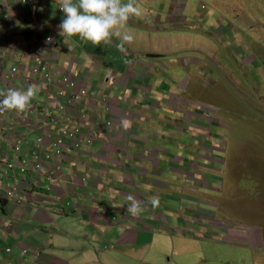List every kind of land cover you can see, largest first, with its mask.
<instances>
[{
	"label": "crops",
	"instance_id": "1",
	"mask_svg": "<svg viewBox=\"0 0 264 264\" xmlns=\"http://www.w3.org/2000/svg\"><path fill=\"white\" fill-rule=\"evenodd\" d=\"M51 2L47 24L58 31L63 14L55 0ZM136 2L143 14L125 26L135 37L126 52L117 50L115 40L112 46L95 47L74 38L91 54L79 51L74 59L79 84L89 89L83 106L91 124L90 130H83L81 151L57 155L41 172L22 173L19 160L10 156L16 138L27 134L37 150V139L49 124L38 115L40 105L32 117L7 114L0 119V264H180L177 238L187 246L195 240L191 230L201 226L218 227V238L247 247L254 262L264 264L261 231L230 222L219 210L228 153L225 126L199 94L188 95L193 81L201 85L192 71L201 59L189 54L198 50L191 45L199 33L192 24L182 30L174 27L188 21L191 0L169 4L171 31L156 11V0ZM210 4L212 11L225 6L223 0ZM70 45L47 56L55 77L65 71ZM169 50L178 54L176 59L168 61L173 55ZM90 67L94 76L88 74ZM18 80V88H23V80ZM18 80L3 78V85L13 87ZM34 84L40 88L39 100H45L43 81ZM21 158L33 162L32 152ZM10 161L16 168L5 174ZM13 189L16 197H6ZM129 196L147 209L138 217L127 211ZM150 197L157 198L156 208ZM8 247L11 255L5 252ZM242 254L239 247L234 258L223 257L221 264L246 263ZM189 264L219 263L198 258Z\"/></svg>",
	"mask_w": 264,
	"mask_h": 264
},
{
	"label": "rangeland",
	"instance_id": "2",
	"mask_svg": "<svg viewBox=\"0 0 264 264\" xmlns=\"http://www.w3.org/2000/svg\"><path fill=\"white\" fill-rule=\"evenodd\" d=\"M193 1L187 6L188 21L179 27L176 23L174 27L182 30L192 24L199 33V39L191 45L198 50L189 54L201 59L197 66H192L201 85L193 81L188 95L199 94L205 103L217 107L215 113L219 124L225 126L223 139L228 153L219 210L230 222L257 227L264 243V0H223L225 6L219 11L211 10L213 0H202L204 5L199 3L200 0ZM171 2L156 0V11L163 15L161 21L166 20L168 31L171 30L166 12ZM169 51L173 55L168 61L176 59L178 54ZM168 71L173 73L171 69ZM121 98L122 95L116 101ZM36 99L42 109L46 98L43 101L39 97ZM52 108L44 111L53 118H61L67 113L54 105ZM69 108L72 110L74 106ZM36 114L37 110L28 117ZM186 216L187 213H183V217ZM191 232L195 240L187 246L180 242L182 237L177 238L176 258L180 264H189L198 258L221 264L223 257L232 255L234 258L239 247L246 263L237 264H256L247 247L231 243L224 237L218 238L221 234L218 227L201 226ZM110 264L119 263L111 261Z\"/></svg>",
	"mask_w": 264,
	"mask_h": 264
},
{
	"label": "clouds",
	"instance_id": "3",
	"mask_svg": "<svg viewBox=\"0 0 264 264\" xmlns=\"http://www.w3.org/2000/svg\"><path fill=\"white\" fill-rule=\"evenodd\" d=\"M51 1L0 0V119H3L7 114L27 118L26 112L31 106L32 112H34L39 104L36 97L40 92V88L34 84V81L42 80L45 85L43 92L46 103L44 105L47 104V107L53 110L54 95L63 92L61 100L62 104H66V108L61 110L67 111V113L56 119L61 120L63 117L69 116L73 125H79L77 127L79 129L77 142L63 138L61 127L50 123L49 117L51 116L44 111V107L39 109V117L44 124L49 120V127L37 139L38 149L33 150L29 143V136L26 134L16 138L13 152L10 153L12 158L15 157L19 160V168L22 173L26 171L41 172L44 170L46 162L54 161L57 155L66 156L67 153H76L82 150L85 142L83 130H90L91 124V117L83 106L89 89L87 86H80L78 63L74 59L79 51L88 57L91 56L85 45L87 43H91L95 47H100L102 44L112 46L115 40L114 46L117 50L122 53L126 52L127 46L134 41L135 37L125 30V26L132 17H141L143 14V9L136 0H127V3L124 0H55L58 11L63 14L58 31H56L47 24ZM18 28L20 31H16ZM8 35L12 38L8 39ZM74 38H79L85 44L74 41ZM69 44H71L68 51L70 59L64 63L65 71L55 77L51 72L47 56L55 53L60 54ZM23 59H27L29 63L24 64ZM91 61L93 64L99 65L97 61L93 59ZM22 66L23 75L21 74ZM93 69L90 67L88 74L94 76ZM3 78L11 79V82L13 79H22L24 86L18 88L21 83L18 80L16 86L6 87L4 86L6 84L3 85ZM53 87L56 89L55 92L51 90ZM73 95H79L75 104L70 103V98ZM70 105H73L74 109L71 110ZM216 108L214 107L215 111ZM79 111L84 113L83 120L77 116ZM44 112L47 115V120L46 117L40 116V113ZM215 116L217 119L216 113ZM123 124L127 127L128 122L125 120ZM49 133H52L55 138L60 137L61 142L49 141L47 139ZM40 139H44V141H40ZM30 152H32L33 162L27 158H21ZM11 161L6 163L5 174L16 168V165ZM6 195V197H16L15 189L8 191ZM128 200L127 211L133 217H138L147 210L134 197L129 196ZM149 203L153 208L158 206L156 197H150ZM6 249L7 254L13 253L12 248H10L12 253H8Z\"/></svg>",
	"mask_w": 264,
	"mask_h": 264
},
{
	"label": "built area",
	"instance_id": "4",
	"mask_svg": "<svg viewBox=\"0 0 264 264\" xmlns=\"http://www.w3.org/2000/svg\"><path fill=\"white\" fill-rule=\"evenodd\" d=\"M62 96H63V92H59L58 94H55L54 95V106L58 109H65L66 108V104H62ZM79 99V95H73L71 98H70V103H73L75 104L76 100ZM32 105V103H31ZM48 107H47V104L44 105V109L46 110ZM32 106L31 108L26 112V117L28 116V114L32 113ZM40 116L42 118H45L46 117V120H47V115L46 113H40ZM77 116L83 120L84 118V113L82 111H79L77 113ZM28 118V117H27ZM50 120V123L53 124V125H57L58 127H61V130H62V137L63 138H68V139H71V140H74L75 142H77L78 140V134H79V129L77 127H79V125H73L72 124V121H71V118L69 116H65L63 117L61 120H57L56 118H53V117H49ZM52 127V126H50ZM64 135V136H63ZM54 138V139H53ZM47 139L49 141H55V142H61L60 141V137L58 138H55V136L52 134V133H49L47 135ZM40 141H44V139H40ZM25 162V161H24ZM22 170H25V168H22ZM6 251L8 253H12L11 252V249L10 248H7Z\"/></svg>",
	"mask_w": 264,
	"mask_h": 264
},
{
	"label": "trees",
	"instance_id": "5",
	"mask_svg": "<svg viewBox=\"0 0 264 264\" xmlns=\"http://www.w3.org/2000/svg\"><path fill=\"white\" fill-rule=\"evenodd\" d=\"M248 175H250V174H248Z\"/></svg>",
	"mask_w": 264,
	"mask_h": 264
}]
</instances>
